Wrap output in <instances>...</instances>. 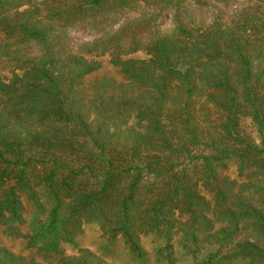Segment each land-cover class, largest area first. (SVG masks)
I'll list each match as a JSON object with an SVG mask.
<instances>
[{"label":"trees","instance_id":"16d2710c","mask_svg":"<svg viewBox=\"0 0 264 264\" xmlns=\"http://www.w3.org/2000/svg\"><path fill=\"white\" fill-rule=\"evenodd\" d=\"M202 1L237 2L0 0V235L56 264H107L64 256L84 225L137 264L142 237L160 264L175 238L192 264H264V0L200 22ZM103 55L121 80L85 82Z\"/></svg>","mask_w":264,"mask_h":264},{"label":"rangeland","instance_id":"374dc122","mask_svg":"<svg viewBox=\"0 0 264 264\" xmlns=\"http://www.w3.org/2000/svg\"><path fill=\"white\" fill-rule=\"evenodd\" d=\"M247 6L248 5L244 0H237V2L231 4H212L210 2L208 6L202 1L196 3L193 6H188L187 9L192 10L200 22H207L212 16H218L224 21L228 16H230L232 12L239 11L242 8H246ZM176 20V14L172 12L166 13L154 22V27H157L158 29L169 28ZM73 38L75 41L86 40L84 36L81 38L80 35H74ZM130 58L142 60L145 58V56L143 53L138 52L130 56ZM94 60L99 63L98 69L86 77L85 82L95 81L102 77L111 78L116 81L121 80L117 69L111 66L109 61L110 59L107 55L94 58ZM9 76L10 75L6 71L0 70V77L9 78ZM242 127L244 131L254 139V134L249 127L248 121H244L242 123ZM229 175L233 177L234 173L232 170H230ZM21 229L22 232H25L23 228ZM139 243L141 249L144 252L146 264H160L154 260L153 250L162 243L160 241H154L149 237H142ZM0 245H2L14 255L20 256L24 259H32L36 263L40 264H56L54 259H44L40 254L36 253L35 250L26 249L25 241L21 238L11 239L0 235ZM77 249L89 250L96 256L100 257L107 264H137L130 257L121 239L118 238L113 246H108L101 237L98 228L94 225H84L82 227L81 234L75 239V247H64V256H74ZM172 253L175 257V264H192L191 260L184 255V251L181 249L178 239L176 238L172 241Z\"/></svg>","mask_w":264,"mask_h":264}]
</instances>
